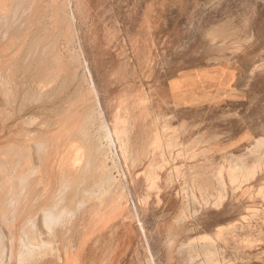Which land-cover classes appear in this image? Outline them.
Wrapping results in <instances>:
<instances>
[{"label": "rangeland", "instance_id": "374dc122", "mask_svg": "<svg viewBox=\"0 0 264 264\" xmlns=\"http://www.w3.org/2000/svg\"><path fill=\"white\" fill-rule=\"evenodd\" d=\"M0 166V264H264V0H0Z\"/></svg>", "mask_w": 264, "mask_h": 264}, {"label": "crops", "instance_id": "0c3cea01", "mask_svg": "<svg viewBox=\"0 0 264 264\" xmlns=\"http://www.w3.org/2000/svg\"><path fill=\"white\" fill-rule=\"evenodd\" d=\"M208 75L210 76V72L208 73ZM208 78L209 77H206V80H208ZM180 80H181L180 85L182 86V88L186 89L187 80H184L182 77H181ZM208 81L210 82V79ZM212 81H214L215 83L212 84L211 89L209 88V90L207 91L208 94L206 93L208 100H210V92H214L216 89L226 88V87H228V85H230L231 74L229 73V70H227L226 72L223 71L222 74L219 77L218 76L215 77V79H213ZM183 91H186V90H183ZM173 96L175 97V94ZM205 104H207V103H205ZM138 215H140L139 212H138ZM136 220H137V223L133 224L134 227H137V226H140V225H142V226L144 225L145 226V224H144L142 219H141L142 220L141 224H139V222H138V220H139L138 217H137ZM138 231L140 232V234L142 236V240L144 241L146 248L147 247L150 248V251L148 249L147 250L149 251V253L151 255V259L153 260V263H154V259H153L154 256L152 254V248H151V245L149 243V237H148L147 228L145 229L144 233L141 232V229L139 230V228H136V232H134V233L136 234Z\"/></svg>", "mask_w": 264, "mask_h": 264}, {"label": "bare ground", "instance_id": "6f19581e", "mask_svg": "<svg viewBox=\"0 0 264 264\" xmlns=\"http://www.w3.org/2000/svg\"><path fill=\"white\" fill-rule=\"evenodd\" d=\"M5 18H3V20H4ZM15 19V18H14ZM15 20H17V19H15ZM6 21V20H5ZM14 21V20H13ZM1 22H2V20H1ZM3 23V22H2ZM14 23V22H13ZM36 55V54H35ZM33 56V55H32ZM30 61V60H29ZM26 81V80H25ZM7 91V90H6ZM5 92V91H4ZM10 92V91H9ZM103 128H105V132H104V134H102V129ZM100 130H101V133L99 134V136H98V139L100 140V143H99V145H100V149L102 150H105V147L106 148H108V149H112L113 148V146H112V144L114 143L113 142V137H112V134H111V129H109V126L107 125V124H105L104 126H102V127H100ZM105 141V142H104ZM13 150V149H12ZM11 150V151H12ZM113 150V149H112ZM24 151V150H23ZM106 152H107V150H106ZM24 154V153H23ZM26 156V155H25ZM110 158V157H109ZM115 164V163H114ZM111 167V166H110ZM0 168H1V166H0ZM37 167H35V169H36ZM234 169H238L236 166L233 168V170ZM22 170V169H21ZM247 171L249 170V169H246ZM222 178V177H221ZM235 181H237V180H235ZM108 190H105V192L104 193H102V194H100L101 196L102 195H104L106 192H107ZM226 197V196H225ZM221 199V198H220ZM221 201V200H220ZM56 205V204H55ZM54 205V206H55ZM60 205V204H59ZM53 206V207H54ZM49 207V206H48ZM53 207H51V208H53ZM57 207V206H56ZM47 209V208H46ZM58 209V207L56 208V209H54V210H57ZM45 212V211H44ZM48 212V211H47ZM57 212V211H56ZM46 213V212H45ZM47 214V213H46ZM56 214V213H55ZM58 214V213H57ZM45 215V214H44ZM53 216V214H52V210H51V213H48L47 214V217H50V216ZM54 216H56V215H54ZM46 220H47V218H45ZM49 219V218H48ZM207 237V236H206ZM205 238V237H204ZM37 244V243H36ZM34 246V245H33Z\"/></svg>", "mask_w": 264, "mask_h": 264}]
</instances>
